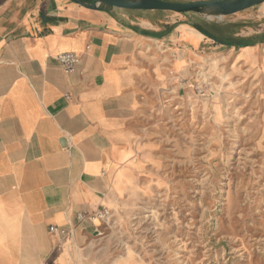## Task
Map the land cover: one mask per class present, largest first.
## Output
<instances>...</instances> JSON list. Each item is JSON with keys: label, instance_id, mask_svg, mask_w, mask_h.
Returning a JSON list of instances; mask_svg holds the SVG:
<instances>
[{"label": "crops", "instance_id": "0c3cea01", "mask_svg": "<svg viewBox=\"0 0 264 264\" xmlns=\"http://www.w3.org/2000/svg\"><path fill=\"white\" fill-rule=\"evenodd\" d=\"M100 6L0 0V264L82 263L98 224L76 215L125 189L140 108L173 73L218 54L264 75V2L214 19Z\"/></svg>", "mask_w": 264, "mask_h": 264}, {"label": "rangeland", "instance_id": "374dc122", "mask_svg": "<svg viewBox=\"0 0 264 264\" xmlns=\"http://www.w3.org/2000/svg\"><path fill=\"white\" fill-rule=\"evenodd\" d=\"M234 62L203 56L140 108L130 179L81 264H264V75Z\"/></svg>", "mask_w": 264, "mask_h": 264}, {"label": "water", "instance_id": "95a60500", "mask_svg": "<svg viewBox=\"0 0 264 264\" xmlns=\"http://www.w3.org/2000/svg\"><path fill=\"white\" fill-rule=\"evenodd\" d=\"M91 9H100L104 4L108 7H117L131 10H161L177 13L196 12L207 9L215 15L234 14L264 2V0H201L193 2H174L167 0H92L86 3L83 0H72Z\"/></svg>", "mask_w": 264, "mask_h": 264}, {"label": "built area", "instance_id": "2783aa9c", "mask_svg": "<svg viewBox=\"0 0 264 264\" xmlns=\"http://www.w3.org/2000/svg\"><path fill=\"white\" fill-rule=\"evenodd\" d=\"M57 59L61 63L64 71L68 73L74 71L75 66L79 61L78 55L75 54L74 52L60 53L57 55ZM109 215H110L109 208L102 204L88 213L79 212L76 215V221L79 223L87 220L90 222H94L95 220L102 221L105 220ZM70 230H71L70 225L65 228H57L56 226L53 225L49 226L50 233L60 238L70 233Z\"/></svg>", "mask_w": 264, "mask_h": 264}]
</instances>
